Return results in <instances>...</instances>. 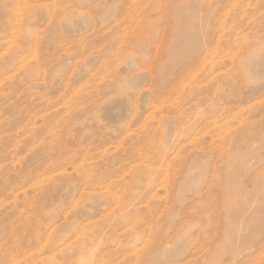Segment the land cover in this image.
<instances>
[{
	"label": "rangeland",
	"instance_id": "obj_1",
	"mask_svg": "<svg viewBox=\"0 0 264 264\" xmlns=\"http://www.w3.org/2000/svg\"><path fill=\"white\" fill-rule=\"evenodd\" d=\"M0 264H264V0H0Z\"/></svg>",
	"mask_w": 264,
	"mask_h": 264
},
{
	"label": "bare ground",
	"instance_id": "obj_2",
	"mask_svg": "<svg viewBox=\"0 0 264 264\" xmlns=\"http://www.w3.org/2000/svg\"><path fill=\"white\" fill-rule=\"evenodd\" d=\"M223 15V14H222ZM19 20V19H18ZM21 56V55H20ZM23 60V59H22ZM15 62H16V64H18L19 62H18V59L16 58V60H15ZM204 63V62H203ZM226 186V185H225Z\"/></svg>",
	"mask_w": 264,
	"mask_h": 264
}]
</instances>
